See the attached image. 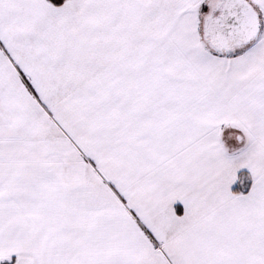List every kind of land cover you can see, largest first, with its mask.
<instances>
[{"label":"snow or ice","instance_id":"obj_1","mask_svg":"<svg viewBox=\"0 0 264 264\" xmlns=\"http://www.w3.org/2000/svg\"><path fill=\"white\" fill-rule=\"evenodd\" d=\"M0 264H264V0H0Z\"/></svg>","mask_w":264,"mask_h":264}]
</instances>
